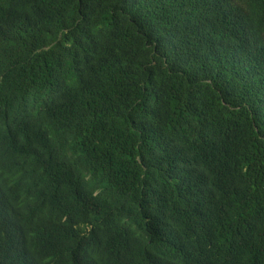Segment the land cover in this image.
<instances>
[{
	"label": "trees",
	"instance_id": "obj_1",
	"mask_svg": "<svg viewBox=\"0 0 264 264\" xmlns=\"http://www.w3.org/2000/svg\"><path fill=\"white\" fill-rule=\"evenodd\" d=\"M0 264H264V0H0Z\"/></svg>",
	"mask_w": 264,
	"mask_h": 264
}]
</instances>
